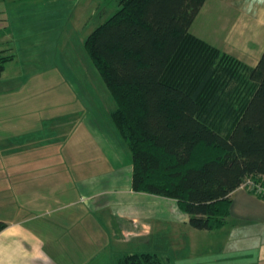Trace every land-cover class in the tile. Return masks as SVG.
I'll list each match as a JSON object with an SVG mask.
<instances>
[{"label": "trees", "instance_id": "obj_1", "mask_svg": "<svg viewBox=\"0 0 264 264\" xmlns=\"http://www.w3.org/2000/svg\"><path fill=\"white\" fill-rule=\"evenodd\" d=\"M206 1L118 0L85 48L116 102L133 190L175 200L211 231L226 224L232 193L264 178V52L250 67L194 36ZM14 59L0 51V77ZM116 264L167 263L135 253Z\"/></svg>", "mask_w": 264, "mask_h": 264}, {"label": "crops", "instance_id": "obj_2", "mask_svg": "<svg viewBox=\"0 0 264 264\" xmlns=\"http://www.w3.org/2000/svg\"><path fill=\"white\" fill-rule=\"evenodd\" d=\"M62 3L68 8V25L83 24L81 28L89 27L90 32L118 8L107 0ZM191 33L254 67L264 52V0H207ZM13 92L7 83L0 89V161L14 171L0 172L4 211L0 221L7 224L0 231V264H94L96 253L115 260L125 254L153 253L142 249L152 244L155 222L191 227L185 245L188 256L197 250L211 257L213 264H219L220 255L227 264H264V199L240 186L232 193L226 224L197 230L175 200L133 190L132 161L128 172H77L79 152L89 150L77 146L86 142L76 129L87 128L89 120L87 115L81 117L76 126L80 108L72 107L68 116L54 115L53 121L43 117L26 121L23 107L8 105ZM66 128L70 133L64 135ZM45 129L54 132L46 136ZM62 158L72 162V172ZM109 160L107 156L105 161ZM98 219L109 226L110 234L104 233Z\"/></svg>", "mask_w": 264, "mask_h": 264}, {"label": "rangeland", "instance_id": "obj_3", "mask_svg": "<svg viewBox=\"0 0 264 264\" xmlns=\"http://www.w3.org/2000/svg\"><path fill=\"white\" fill-rule=\"evenodd\" d=\"M62 2L63 0H0V28L3 29L0 49L4 48L7 55H15V59L2 72L4 77L0 81V89L4 83L13 88V96L8 98V105L23 107L28 112L26 121L36 122L40 117L51 120L54 115V118L68 116L69 111H73L70 110L72 107L81 109V113L76 115V126L81 117H89L87 128L83 127L80 131L79 128L76 129L78 137L81 135L86 142V145L78 144V148L89 149L87 153L77 154L79 159L75 163L77 167L80 166L77 172H118L120 169H127L128 172L129 162L132 161L131 152L111 118L116 102L85 48V40L91 32L89 27L81 28L83 24L77 25V22L74 25L78 28L68 25V8ZM107 2L113 7L118 6V0ZM67 118L65 122H68ZM66 129L64 135L70 133ZM32 132L37 131L35 129ZM40 132L44 133V130ZM53 132L52 129H45L46 136ZM101 140L107 143L105 150ZM107 156L110 159L108 162L105 161ZM83 157L91 160V164L85 162L87 160L82 161ZM62 159L69 172H72V162ZM31 160L29 158V163L33 162ZM85 164L86 167L83 166ZM0 172L14 171L6 168L5 163L0 161ZM257 180L264 183L262 178ZM98 222L104 233L110 234L109 226L100 219ZM189 228L191 227L186 229L181 224L155 222L152 244L142 251L156 253L167 264H213L211 257H205V254L197 250L188 256L185 245L190 238ZM192 230L200 234L199 231ZM98 255L96 253L92 258L94 264L99 261L116 264L117 259L114 257L100 258ZM217 259L219 264H227L223 255Z\"/></svg>", "mask_w": 264, "mask_h": 264}, {"label": "built area", "instance_id": "obj_4", "mask_svg": "<svg viewBox=\"0 0 264 264\" xmlns=\"http://www.w3.org/2000/svg\"><path fill=\"white\" fill-rule=\"evenodd\" d=\"M264 181V178H262ZM241 187L252 191L257 196L264 197V183L259 180L248 178Z\"/></svg>", "mask_w": 264, "mask_h": 264}]
</instances>
